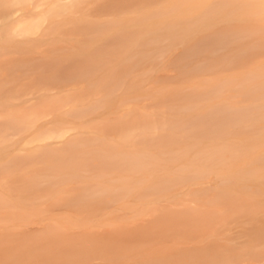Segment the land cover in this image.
Wrapping results in <instances>:
<instances>
[{"label":"rangeland","instance_id":"1","mask_svg":"<svg viewBox=\"0 0 264 264\" xmlns=\"http://www.w3.org/2000/svg\"><path fill=\"white\" fill-rule=\"evenodd\" d=\"M76 1L66 2L73 6L69 11L71 15L67 11L61 18V15L59 18L52 16L55 11L47 13L53 5H44L38 10L32 5H22L26 4L24 2L14 5L10 11L12 20L7 19V23L11 24L15 19L27 23L35 20L33 16L41 17L44 24L41 22L38 34H3L5 22L0 20V264L263 263L264 239L260 240L251 230L256 228L259 220H264V161L252 163L249 156L259 159L264 155V108L261 112L249 110L248 105L253 102L251 97L225 98L226 92L241 86L236 82L228 83L225 90L222 85L211 89L204 99L190 97L195 100L190 101L186 97V114L197 117L198 124L195 120L196 127L179 133L185 134L188 130L194 139H215L214 143L206 144L216 143L223 153L226 152L225 156H230L228 152L232 151L240 157L223 163L202 161L196 167L195 160L177 158L179 154L187 153L179 146L169 150L166 174L148 176L155 169L151 159L157 151L139 143L138 137L132 142L119 140L122 129L116 130L114 126H122L115 122L136 117L129 118L125 112L128 109H147L145 114H153L148 116L150 120H165L166 116L152 112L154 99L148 97L141 99V103L124 99L117 112L108 110L109 113H105L111 97H105L100 90L112 78L117 79L121 69H126L131 62L128 84L141 82L144 89L152 92L150 89H155L156 80L173 83L175 73L167 68L166 61L176 53L171 48L175 43L166 34L158 37L132 34V31L85 35L69 34L71 31H68L63 34L64 29L69 30L64 21L70 18L75 17L72 19L75 22L82 20L78 22L80 25L85 20H106L91 19L87 14L96 10L100 1H94L98 2L97 7L90 0ZM56 6L54 9L63 5ZM76 7L78 12L74 10ZM50 14L55 20L49 18ZM107 19L109 23L104 28L108 31L113 25L120 26L115 21L116 16ZM50 28L60 33L52 30L51 34ZM260 57L264 59V56ZM255 68L249 66L245 71ZM230 73V69H221L213 74L221 77ZM80 76L90 78L84 80ZM35 80L52 84L38 86ZM184 84L191 82L185 80ZM219 89L222 90L220 95ZM59 99L83 101L88 106L92 104L94 109L76 115L65 105L55 112L49 106ZM157 99L154 103H158ZM259 104H264V99ZM221 109L228 110L232 118L229 117L231 123L228 121L225 130L230 127L224 133ZM138 118L134 119L141 121ZM143 118L141 122L145 121ZM86 119L104 122L105 127L113 123L111 127V124L107 125L113 129L104 127L102 131L103 124L98 122V126L91 124L95 128L92 126L93 129H86L82 134L83 130L79 131L76 124ZM245 120L260 125L262 133L240 135L244 144L239 145L234 130ZM61 125L66 131L64 139L77 134L65 145L58 144L61 139L53 134ZM80 133L81 137L78 136ZM212 147L208 151L216 150ZM200 151L199 147H190L189 156L199 155ZM118 154H125L123 160L127 158V161L121 163L116 157ZM171 154L174 156L170 157ZM243 154L248 155L245 160ZM104 155L110 158L105 160ZM155 164L159 168L162 165ZM188 167L198 172L189 176L181 173ZM125 169L130 176L122 173ZM241 169H250L253 174L241 178L235 174ZM218 170L225 176L214 174ZM246 185L251 187L243 201L247 207L244 209L243 204H236L243 210L242 207L230 208L232 201L244 198L245 191L241 187ZM208 186L213 188L191 193Z\"/></svg>","mask_w":264,"mask_h":264},{"label":"bare ground","instance_id":"2","mask_svg":"<svg viewBox=\"0 0 264 264\" xmlns=\"http://www.w3.org/2000/svg\"><path fill=\"white\" fill-rule=\"evenodd\" d=\"M67 1L70 0H0V20L5 22V28L3 34H17V33L38 34V31L43 23L41 17H38L36 15L35 16L37 18L33 16V19L35 20L33 19H31L33 21L29 20L30 23L27 20L28 21L27 23L29 24H27L26 22L20 23L16 19H15L16 21L14 20L15 22L13 21L11 24L7 23V19L9 21L12 20L10 13L12 12L11 9L14 5L17 4L20 5L22 2H24L26 4L22 3V5H27V4L28 6L32 5L33 6L32 8L34 9H37L44 5H53L54 8L55 5H57L56 7L63 5L56 9L52 8L51 6L52 9L51 11L53 12L47 11V13L49 12L54 13L55 11L54 15L52 16L56 15L57 18H59L58 15H61L60 16L61 18L66 14L67 11L69 16L71 15L69 11L73 8V6L72 4L71 6H69V3L67 5L66 4ZM91 1H93L92 4L95 3L94 2L95 0H90L89 2L91 3ZM96 1L101 2V3L99 2L100 7L98 6V4H96L98 2L95 3L96 7L98 6L97 7L98 10L97 9H96L97 11L93 10L87 14L88 15L90 14L89 16L91 19H93L94 17L106 19L103 20L104 22H96L94 20L93 21L90 20L89 22H86L87 20L84 19L85 22L83 20L84 23L80 25L79 23H81L82 20H80V22L78 21L79 22L78 23L77 21L76 22L73 21L75 17L72 18L73 20L70 18L68 21L67 20L64 21L68 23L69 30L64 29L67 32L65 33V31L62 30L61 33H63L64 31L63 34H68L71 31L69 34L72 33L76 35L77 33H80L85 35V34H97L99 32L101 34L102 33L114 34V33H121V32L126 33L132 31V34H154L157 35L158 37H162L163 34H166L167 35L166 37L168 38L171 37L173 43H175L172 44L174 45V47H171V45L170 47L173 48V53L175 51L176 53H174L173 56L168 58V60L166 61L167 68L172 69L173 72L175 73V76L172 80L173 83L171 81L162 83L156 80L154 82L155 89H150L152 90V92L151 91L149 92L146 89H144L143 83L141 82L138 84L137 83L128 84L126 81L128 78L129 71L131 70V66H132L131 64L132 62H131L130 65L126 67V69H121V71L118 73V76H116L117 79L112 78V80L109 83L105 84L106 87H103L100 90V92L105 97H111V102L109 106L105 107L104 105L105 113L106 112L109 113V111L112 110L117 112L119 107L121 106V103H123L122 101L124 99L126 101L130 100L135 102L136 101L142 102L143 98L148 97V98H153L155 102L156 101L155 99L158 98L157 99L158 103H154L153 101H151L153 102V104H155L152 107L153 109L149 108L151 107L150 105L148 108L150 111L152 109V112L153 111L157 112L158 115L161 116L165 115L166 116L164 117L165 120L164 119L150 120V118L148 117L150 115L145 114L147 113L145 112L147 111V109L144 110H142L141 108L128 109L125 110V112L127 111L126 114L129 115L128 116L129 118L131 116L132 117L136 116L138 118L139 115L144 117V118L139 117L141 121L142 118L143 120L145 119V121L141 122L134 119L136 117H133L134 120L131 118L129 121L120 120V122L122 121L121 122L122 124L120 125H119L120 122L118 121L115 122L118 123L117 126L120 127L122 126L121 128H116L114 126L116 130L122 129L121 132L123 134L120 132L121 135L118 136L119 140L132 142L135 141V138L136 139L139 138L141 139L139 140V143L149 146L154 151H157L154 153V156H152L151 159L152 160L151 163L155 167V169H152L148 174V176L153 177L157 173L161 175L166 174L168 170L166 167L168 164L167 161H169L167 155L171 153V151L169 150L176 149L179 146L184 147L187 150V153L179 154V157L177 156L176 157L182 158L184 160H189V159L195 160L194 162H197L195 163L196 167L197 164H201L202 161L223 163L228 159L233 160L235 158H239L240 155L232 154V151L228 152L230 153V156H225L224 154L226 152L223 153L221 149L217 147L216 143L209 145L206 144L209 141L214 143L215 139L204 140L201 137H197L196 139H194L192 133L191 134L187 133L188 130L187 132H185V134H180L179 131L181 130V132L183 131L182 133H184V131L186 129H189V127H196L194 126V124H196L195 120L196 121L198 120L197 117H194V115L192 116L186 114V110H185L187 107V105L185 104L186 97L187 99H189L190 97H193L194 99H198V100L204 99L211 93V89L217 88V86L219 87L222 85V90H225L226 86L228 87V83L230 82L239 83L241 84V86L237 87L236 89L235 88L230 89L231 91L226 92L225 98L230 99L231 97H237L244 99L245 97H251L253 102H251L248 105V109L249 110L252 109L254 110V112L255 110L257 112L259 111L261 112L263 110L264 104L261 105L259 104V102L264 99V59L260 57V56H264V0H96ZM73 2L74 0H72L71 3ZM77 2H79V0L76 1V3ZM65 6H68V8L69 7L70 8L68 9ZM76 9L77 7L74 9L75 12L77 11ZM62 13L65 14L62 15ZM74 14L76 15L77 13ZM88 15L85 14V17ZM111 16L112 17L116 16L115 21H118L120 26L117 25L118 27H115L113 25L115 29H113L112 26L111 30L109 29L108 31L105 28L107 23H109V20L107 18ZM50 17L51 14L49 18ZM49 18H46L48 19L47 21L55 20V18L51 17L53 20L52 19L50 20ZM46 19L44 22H46ZM56 22H54V24ZM56 24L59 25L58 22ZM51 25L52 24H50V26ZM53 26L54 25H52V28ZM52 28H50L51 30L48 29V32L50 31L51 33L52 30L55 31L56 27L54 29ZM61 28H63V26L60 27V29ZM103 28L104 31L109 33L106 32L104 33ZM57 29L59 30V28ZM57 32L60 33V31ZM175 34H178V36H175ZM179 34H183V35H179ZM58 36L60 35L58 34ZM207 41L210 43L205 44V42ZM53 50H55V48L51 49L50 52H53ZM221 50L225 52H222ZM220 52H222L223 54H221ZM151 61H153V59H151ZM134 64L136 65L137 62H134ZM158 66L160 65H156L155 67ZM249 66H255L256 68L253 70L245 71V69L249 68ZM221 69H225V70L230 69V71L232 70V73H230L231 75L229 76L221 75L222 78L219 76H214L213 73L219 72ZM203 75H206L205 79L201 78V76ZM80 77L81 79L84 80L85 78L87 79L90 78V76H80ZM175 78L177 79L176 80L177 82L174 81ZM185 80L191 82V84L189 85L184 84ZM197 80H202V81L199 82ZM35 83L38 86L44 85V87L47 85L50 86V84H52L49 82H41L40 80L37 82L35 80ZM174 83L177 84L175 85ZM222 90L219 89L218 95L222 93ZM87 93H89V91ZM123 95H125V97L119 100L118 99L119 96L122 97ZM193 98H190V101H195L193 100ZM61 100L59 99V101L54 102V104L49 106V108L56 110L55 112H57L60 111L61 108H63L65 105H68L72 108V111L75 112L76 115H82L85 114L86 112H89L91 109H94L92 108L93 107L92 104L88 106V103L83 101L78 100L77 102V100H73V99L71 100L61 99ZM67 101L69 102V104H67ZM182 101L185 102L183 103ZM181 103L185 104L186 106H184ZM93 105L95 106V104ZM220 111H223L220 113V115L222 114L221 117L222 120L219 119V122L220 120L224 122V124L222 122H221L222 124L220 123L222 127L221 130L224 133V131H228L230 127L229 125V127H227L228 129L225 130L228 121L231 123V121L229 120V117L231 118V116L229 114L230 112L228 113V110L221 109ZM40 114L43 115L42 112ZM158 115L156 116L158 117ZM147 118L149 119L146 120ZM98 122L100 121L98 120ZM98 122L97 121L95 122V120L86 119L81 123L76 124V128L79 129V131L83 130L82 134H84L83 133L84 130L86 132V129L89 128L93 129L92 126L93 125L98 126L97 124ZM31 123L32 122H30V124ZM100 123H101L100 125H102L104 122H100ZM91 124L93 125L91 126ZM104 124L102 125V129L101 126L98 127L102 131L107 128L109 129V127L113 126L112 125L113 123L106 124V127L104 126ZM107 125L110 126L107 127ZM95 126L93 127L95 128ZM104 127L105 129H103ZM260 127H261L260 125L258 126L251 123L248 120H245L238 129L234 130L236 131L235 133H237L238 136L237 137L234 135L235 141L239 145L244 144L243 142L244 140L240 137V135L246 132L247 133L251 132L254 135L255 134L260 135L262 133ZM57 129L58 130H56V132H54L53 134L56 136L55 138L61 139V141L58 142V144L60 145H65L74 138H76L75 136L77 134H75V136L72 135L64 139V135L66 131L63 130L62 125L59 126V128ZM116 130H114L115 133H118V131L116 132ZM79 135H81V133L78 134V136ZM58 144H54V145H58ZM190 147H199L201 149V151L198 153L199 155L189 156ZM210 147L216 150L208 151ZM124 155L125 154H118L116 156L121 161V163L127 161V158L123 160ZM75 156L76 153L74 155V158ZM172 156L174 155L171 154L170 157ZM247 156L248 155L243 154L242 158L244 159ZM102 158L108 160L110 157L104 155L102 156ZM258 158L259 159L257 158L252 159V157L249 156V162L256 163L261 160L264 161V155ZM136 160L137 159L135 158V161ZM155 163H160L162 165L159 168V166ZM192 165L193 164H191V166ZM196 170L188 167V169L181 171V173H184L186 176H189L191 174H196L198 172ZM169 171L173 173V170H169ZM214 172H216L214 173L216 175L222 176V174H224L225 176V173H222V171L220 170ZM122 173L126 174V176H130V172H128L127 170ZM235 174H237V176L239 175V177L241 178L242 177L246 178L249 174L252 175L253 171H251L250 169H243V170L241 169L236 171ZM262 179L264 182V178ZM212 188L213 186H208L203 190H197V191L192 190L191 193L207 191ZM250 189L251 187H249L248 185L241 187V190L245 191L243 193L244 198L242 197L243 198L242 199L241 197H239L240 200L242 199L241 200L242 203L240 202L239 199L238 200L236 199V201L235 199H233L235 202L231 200L232 203L230 204L231 205L230 208L231 207L241 208L243 206L245 209L247 206L244 205L243 201L245 202L244 200L245 194L249 195V193H247L246 191L247 190L250 191ZM254 192L261 193V191H254ZM236 204L239 206L242 204L243 205L241 207H238ZM237 208L236 209L232 208V209L233 211L235 209V211L238 210V212L239 211L242 212ZM259 222L258 223L261 225V223H264V220L262 221L259 220ZM258 225L255 226L256 228H252L251 233H253V235L255 236L257 235L261 240L264 239V224L261 225L262 227L261 226L257 227ZM244 234L246 235V232H244ZM261 264H264V262Z\"/></svg>","mask_w":264,"mask_h":264}]
</instances>
